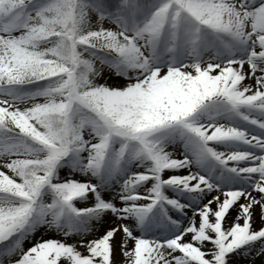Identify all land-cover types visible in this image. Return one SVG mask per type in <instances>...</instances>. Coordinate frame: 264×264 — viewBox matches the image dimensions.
<instances>
[{
    "label": "snow or ice",
    "instance_id": "1",
    "mask_svg": "<svg viewBox=\"0 0 264 264\" xmlns=\"http://www.w3.org/2000/svg\"><path fill=\"white\" fill-rule=\"evenodd\" d=\"M0 264H264V0H0Z\"/></svg>",
    "mask_w": 264,
    "mask_h": 264
}]
</instances>
